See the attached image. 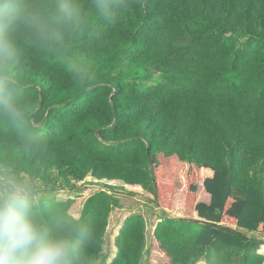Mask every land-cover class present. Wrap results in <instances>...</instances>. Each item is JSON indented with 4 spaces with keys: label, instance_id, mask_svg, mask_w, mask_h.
Returning a JSON list of instances; mask_svg holds the SVG:
<instances>
[{
    "label": "trees",
    "instance_id": "1",
    "mask_svg": "<svg viewBox=\"0 0 264 264\" xmlns=\"http://www.w3.org/2000/svg\"><path fill=\"white\" fill-rule=\"evenodd\" d=\"M75 2L82 20L67 26L56 21L58 0H23L39 20L13 34L24 118L0 116V159L28 174L38 194L98 181L79 218L93 233L79 244L86 260L102 256L124 186L142 188L158 209V184L180 183L165 179L172 163L198 178L206 171L187 189L189 220L164 210L151 238L169 264H264L252 251L263 239L248 237L264 236V0H111L103 14L94 0ZM50 30L63 39H49ZM158 157L170 167L159 168ZM75 202L40 199L41 223L73 217ZM147 242L146 219L129 215L110 264L145 256L152 264Z\"/></svg>",
    "mask_w": 264,
    "mask_h": 264
},
{
    "label": "clouds",
    "instance_id": "2",
    "mask_svg": "<svg viewBox=\"0 0 264 264\" xmlns=\"http://www.w3.org/2000/svg\"><path fill=\"white\" fill-rule=\"evenodd\" d=\"M95 11L106 13L111 0H94ZM54 15L60 24L73 26L82 20L75 0H58ZM36 22L23 0H0V116L22 120L19 91L12 58L14 31L21 22ZM48 38L62 40L63 34L50 30ZM87 69L82 73L87 76ZM39 196L34 181L0 159V264H110L101 255L84 259L82 240L91 239V230L78 217H59L52 228L44 226L37 212Z\"/></svg>",
    "mask_w": 264,
    "mask_h": 264
},
{
    "label": "rangeland",
    "instance_id": "3",
    "mask_svg": "<svg viewBox=\"0 0 264 264\" xmlns=\"http://www.w3.org/2000/svg\"><path fill=\"white\" fill-rule=\"evenodd\" d=\"M173 162V161H172ZM158 163L159 168L161 169H167L170 167L169 161L164 160L161 157H158ZM176 163V162H175ZM173 165L174 173L173 175H168L169 179L165 177L168 182H175L176 180H179L180 183L173 186L169 183H160L158 184V195H159V203L160 205H157L159 208L157 209L156 205L151 201L153 200V196L150 194L144 192V190L140 187H130V186H124L125 191H119L121 194L118 196L121 200V205L118 209H116L110 217V223L108 232L105 238V246L104 251L102 253V256L105 259H109L110 262L115 254V248H114V239L118 235L120 229L123 226V223L125 219L133 214H141L147 221V247L151 249V257L150 262L152 264H169V259L167 255L162 252L159 249V246L157 243L151 238V233L153 230V225L157 222V215H161L162 212L165 210V212L168 213V215L171 218H183L184 219V212L185 209L183 207L185 195L187 194V189H190V187L193 184H198L200 186V183L208 177V172L203 171L199 178L194 174L190 172L189 167L182 168L180 164ZM178 165V166H177ZM180 165V166H179ZM98 182L92 177H89L86 181V183H80L78 184L79 189L76 191H58L55 193L50 194H38L39 200L42 198H51L54 197L59 201H67L68 199H75V204L73 205L72 209L70 210V213L73 217L80 218L81 212L84 206V203L86 199L96 192L101 190V186L98 185H92L93 183ZM108 184L114 185V186H123L121 182H109ZM180 184V185H179ZM130 193L136 194L135 196H130ZM172 193V199L170 201V204L163 203L165 202L166 195L169 196V194ZM202 195L206 196L203 192V189L201 188L198 190V198H200ZM168 204V205H166ZM172 205V207H169ZM194 219L198 220V217H194ZM226 225L232 226V222L226 221ZM185 228L190 229L195 234H198L201 231V227L198 225H193V223H186L184 225ZM249 238H256V239H263L264 236L259 234H248ZM256 253H262L264 254V246H261V248L258 250V248H255L252 250ZM148 261V256H145V262ZM199 264H206L205 262H201Z\"/></svg>",
    "mask_w": 264,
    "mask_h": 264
},
{
    "label": "water",
    "instance_id": "4",
    "mask_svg": "<svg viewBox=\"0 0 264 264\" xmlns=\"http://www.w3.org/2000/svg\"><path fill=\"white\" fill-rule=\"evenodd\" d=\"M148 156H149V160H150V166H151V168H154V162H153V159H152L151 154L149 153ZM184 220H189V219H184ZM197 222H198V221H197ZM199 222H200V223H204V222H201V221H199ZM204 224L215 225V224H212V223H204Z\"/></svg>",
    "mask_w": 264,
    "mask_h": 264
}]
</instances>
